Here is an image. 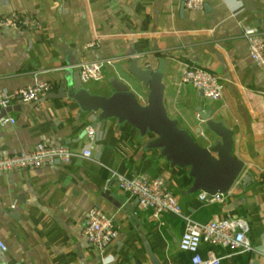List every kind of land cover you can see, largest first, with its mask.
<instances>
[{"label":"crops","instance_id":"crops-1","mask_svg":"<svg viewBox=\"0 0 264 264\" xmlns=\"http://www.w3.org/2000/svg\"><path fill=\"white\" fill-rule=\"evenodd\" d=\"M184 0H0V15L22 14L40 29H0V89L11 95L35 83H49V94L30 104L15 101L0 124V158L30 152L37 144L88 149L89 159L54 163L0 175V264H188L179 250L183 224L172 215L154 220L138 211L137 200L117 188V177L161 179L183 216L205 224L227 217L249 225L252 251L231 255L201 246L220 264H264V71L248 56L242 36L256 29L264 39V0H204L201 11H187ZM141 70L166 63L162 84L168 117L200 146L209 137L198 112L234 132L233 156L243 173L221 204L204 205L188 195L186 170L172 169L159 151L148 150L127 124L83 113L70 100L55 99L59 83L78 73L84 62L106 61L103 81L82 84L91 95L109 97L110 81L125 84L144 104L148 89L128 74L130 58ZM185 66L219 79L222 96L209 101L181 83ZM94 131L93 141L87 131ZM201 130V133H196ZM109 191L123 201L107 202ZM14 205V207H13ZM113 218L117 238L105 258L85 242L82 232L90 209Z\"/></svg>","mask_w":264,"mask_h":264},{"label":"built area","instance_id":"built-area-1","mask_svg":"<svg viewBox=\"0 0 264 264\" xmlns=\"http://www.w3.org/2000/svg\"><path fill=\"white\" fill-rule=\"evenodd\" d=\"M204 0H184L183 7L187 11H201ZM40 29V24L22 14L0 15V29ZM242 36L247 45L250 60L264 71V39L256 29H245ZM109 62H84L76 69L82 84L99 83L103 81V68ZM181 83L189 85L199 91L203 98L216 102L221 99L222 87L219 79L213 74L199 68L185 66L181 74ZM52 90L49 83H35L24 87L9 95L0 89V112L10 108L13 102L30 104L46 96ZM14 124V120L2 118L1 125ZM94 131H87V138L93 141ZM91 152L84 149L74 152L62 146H51L40 143L30 152H20L16 155L0 158V175L9 174L17 170L39 169L54 163L68 164L75 158L89 159ZM117 188L129 198L137 200L138 211L148 212L154 220L164 215L175 216L183 224V233L179 240V250L190 255L188 264H220L221 259L208 252L201 256V246L209 248L218 247L228 251L231 255H244L252 251L249 239V225L240 217H227L205 224L196 223L181 213V209L171 192L161 179H146L137 177L125 180L117 177ZM264 191V186H263ZM231 196L229 191L225 195L207 196L199 194L198 199L204 205L221 204ZM14 207V205H13ZM118 232L111 217L106 216L98 209H90L82 236L86 244L103 259L112 242L117 238ZM6 247L0 240V252Z\"/></svg>","mask_w":264,"mask_h":264},{"label":"water","instance_id":"water-1","mask_svg":"<svg viewBox=\"0 0 264 264\" xmlns=\"http://www.w3.org/2000/svg\"><path fill=\"white\" fill-rule=\"evenodd\" d=\"M166 63L164 59L157 60L155 70H141L138 61L132 57L129 60L128 74L142 87L148 89L144 104L129 88L117 81H110L113 91L109 97L89 94L79 79V74L65 77L58 86L55 99L70 100L76 103L83 113L98 115V123L116 121L127 124L135 129L141 138L150 136L148 150L159 151L160 157L170 168L186 170L191 180L188 195L204 193L207 196L227 194L243 173L244 164L233 156L234 132L221 123L214 122L210 113H200V121L205 125L209 137L215 139L204 148L196 143L178 122L168 117L164 105V86L162 84ZM10 112V108L0 112V119ZM196 133H201L198 130ZM103 198L116 208H121L123 201L111 195L109 191Z\"/></svg>","mask_w":264,"mask_h":264}]
</instances>
